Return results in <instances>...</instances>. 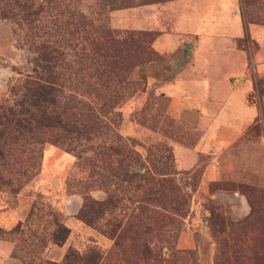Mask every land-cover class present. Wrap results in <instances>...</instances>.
<instances>
[{
  "label": "rangeland",
  "instance_id": "rangeland-1",
  "mask_svg": "<svg viewBox=\"0 0 264 264\" xmlns=\"http://www.w3.org/2000/svg\"><path fill=\"white\" fill-rule=\"evenodd\" d=\"M167 1L0 0V107L44 78L48 113L83 127L6 141L24 171H0V264H264V44L247 29L264 0H234L243 33L215 39L160 5L139 21Z\"/></svg>",
  "mask_w": 264,
  "mask_h": 264
},
{
  "label": "trees",
  "instance_id": "trees-1",
  "mask_svg": "<svg viewBox=\"0 0 264 264\" xmlns=\"http://www.w3.org/2000/svg\"><path fill=\"white\" fill-rule=\"evenodd\" d=\"M47 76L49 75L48 71ZM25 89L27 93L23 101L26 102L28 105H21L23 109H19V111H12L8 114H5V110H3V107H0V171L3 172V174L7 173H16L21 174L24 170H19L20 168V156L22 153H24V149H14L12 147H9L6 143L7 140L13 138L15 141L23 140L24 138L28 137V135L32 138H37L36 136H33L32 133L34 132H41V130L45 127L56 125L58 126L62 131L67 132H79L81 128L78 127L75 122H65L64 119H62V116L60 113L57 114H49L48 110L46 108L45 103L53 102V91L56 90L55 87L50 85L47 80L38 79L35 81H29V83L25 84ZM22 104V102H20ZM28 106L30 107L28 108ZM6 110H9L7 108ZM38 139V138H37ZM111 148L110 146L108 147ZM16 155V156H14ZM14 156L16 158L14 159V163H19V166L17 169H9V166L13 165L12 163L4 162V159ZM8 181V178L3 177L0 173V183H5ZM250 216V215H249ZM248 216V217H249ZM247 217V219H248ZM86 219V218H85ZM246 220L241 221V223L236 224H229V229H236L237 226L240 224H246ZM89 221V220H87ZM66 229H62V231L65 232ZM230 230V231H231ZM233 232V231H232ZM65 233L63 234L64 238ZM57 239H61L60 237ZM81 259L74 256L71 252H67L64 255L63 261L61 264H80ZM78 262V263H77ZM238 261L234 260L232 261V264H238ZM230 263L225 261V264ZM255 264H260L257 262H254ZM44 264H53L44 262ZM89 264V263H88ZM213 264H220V261L218 259H215Z\"/></svg>",
  "mask_w": 264,
  "mask_h": 264
},
{
  "label": "crops",
  "instance_id": "crops-1",
  "mask_svg": "<svg viewBox=\"0 0 264 264\" xmlns=\"http://www.w3.org/2000/svg\"><path fill=\"white\" fill-rule=\"evenodd\" d=\"M156 3L144 5L148 8V15L145 14L139 20L143 23H150L147 25L148 28H151L150 25L155 27L160 21L157 20V13H154L158 5L163 8L162 15L175 17L177 20L175 28L187 34L188 32L196 34L199 39H215L224 37V35L237 37L243 33L245 28L241 8L239 11L234 0H168L164 4ZM247 29L251 37L263 46L264 26L249 22ZM189 44L191 45L189 49H195L191 43Z\"/></svg>",
  "mask_w": 264,
  "mask_h": 264
},
{
  "label": "water",
  "instance_id": "water-1",
  "mask_svg": "<svg viewBox=\"0 0 264 264\" xmlns=\"http://www.w3.org/2000/svg\"><path fill=\"white\" fill-rule=\"evenodd\" d=\"M181 47H182V51L187 52L188 49L191 47V45L189 43H182Z\"/></svg>",
  "mask_w": 264,
  "mask_h": 264
}]
</instances>
